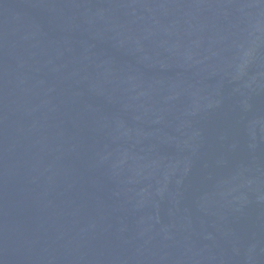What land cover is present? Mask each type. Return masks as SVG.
<instances>
[{
  "label": "water",
  "instance_id": "95a60500",
  "mask_svg": "<svg viewBox=\"0 0 264 264\" xmlns=\"http://www.w3.org/2000/svg\"><path fill=\"white\" fill-rule=\"evenodd\" d=\"M0 264H264V0H0Z\"/></svg>",
  "mask_w": 264,
  "mask_h": 264
}]
</instances>
